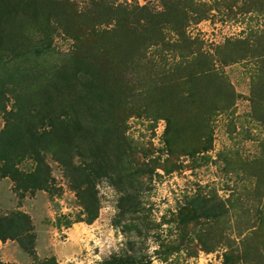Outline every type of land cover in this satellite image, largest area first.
<instances>
[{"label": "rangeland", "instance_id": "1", "mask_svg": "<svg viewBox=\"0 0 264 264\" xmlns=\"http://www.w3.org/2000/svg\"><path fill=\"white\" fill-rule=\"evenodd\" d=\"M160 1L103 0L101 11L95 8L96 0L0 2L5 35L0 133L7 126V113H17L22 103L19 115L46 114L50 122L45 135L56 130L67 139L72 128H61L56 121L71 112L45 106V90L52 80L61 85L69 67L79 69L77 42L94 37L98 29L112 28L98 26L99 20L108 19L111 7L140 3L157 10ZM221 5L214 17L192 23L190 36L200 37L204 51L230 39L248 38L255 45L254 55L264 53L256 46L259 40L264 43V0H222ZM185 56L180 51L162 56L156 49L148 50L144 70L147 75L153 70L154 79L146 86L149 76L142 69L132 73L115 54L106 61L107 76L123 71L122 91L109 94L107 104L95 105L88 118L81 115L80 130L65 142L78 153L76 172L93 174L90 190L97 194L99 207L94 223L88 222L89 213L72 183L50 155L48 191L24 190L11 177L0 178V214L22 212L31 217L41 263L100 264L116 256L128 264H264V112L255 116L252 108L260 65L248 59L220 66L221 77L195 83L206 88L196 93L201 105L195 108V103L188 104L190 88L179 78L180 83L173 81L176 73H183L179 67L166 75L157 73L160 60L170 67ZM58 75L62 76L54 79ZM216 87L222 88V98L211 95ZM210 88L212 100L205 96ZM262 98L258 101L264 102ZM209 101L219 107L228 103L229 108L208 116ZM12 159L26 175L37 165L30 157ZM101 168L104 173L99 176ZM198 195L210 200L217 217L205 218L196 210ZM0 262L37 264L12 240L0 243Z\"/></svg>", "mask_w": 264, "mask_h": 264}, {"label": "trees", "instance_id": "2", "mask_svg": "<svg viewBox=\"0 0 264 264\" xmlns=\"http://www.w3.org/2000/svg\"><path fill=\"white\" fill-rule=\"evenodd\" d=\"M4 1L7 0H0L1 3ZM215 1L217 2L213 4V2L204 0H161L157 10L149 6H141L140 3H136L135 6L130 3L124 6L111 7L108 19L99 20L98 26L112 25V28L98 29L99 32H96L94 37L79 40L74 51L76 56L79 55L77 56L79 69L69 67V74L63 77L58 75L54 78L61 77L62 81L59 80L61 85L52 80L48 89L45 90V106L51 108L52 105H55L61 110L67 109L71 112L66 113L67 118L65 120L59 118L60 122L56 121L60 123L61 128H67L68 131L72 128L71 134H67L69 137L66 139L64 136H59L60 133L56 130L48 133V136L56 140L54 143L52 138L45 135L48 130H45L44 127L48 121L50 122L48 116L40 113L34 116L32 113L29 116H24L23 113L19 115L21 103L19 108L14 111L17 113L13 114V111L7 113L9 118L7 126L0 133V178L11 177L24 190L48 191L52 179L47 161L50 155L62 167L65 177L72 183V187L77 192L85 211L89 213L88 222L92 224L96 221L99 213L98 196L91 193L90 190L93 186V174H86L85 172L78 174L76 172L80 168L75 155L78 153L74 152V149L65 142L70 139V135L77 134L75 132L77 129L80 130L77 120L80 119L81 115L88 118V114L89 116L92 115L95 105L107 104L110 101L109 94L122 91L119 77L123 75V71L120 75L111 78L110 75L107 76L104 69L106 61H110L111 54L118 55L120 63L123 66L128 64L132 73L137 74L140 69H142V73H146L144 57L148 50L156 49L162 56L167 52L180 51V53H186L187 56L183 57L179 64L177 62L170 67L166 61L160 60L157 73L166 75V72L179 67L183 73L182 75L176 73L173 81L179 83L182 81L183 85L190 88L188 104L195 103V108L197 105L199 107L201 105L198 103L196 95L199 93L197 92L203 91L205 93L206 90V88H198L196 84L200 85L215 76L221 77L220 66L236 65L244 60L254 59L260 65V69L253 81L252 108L255 114L263 113L264 102L258 100L264 95V53L254 55L255 45L248 38L244 41L230 39L227 43L216 46L213 51H204V42L200 37H192L188 33V28L192 23L197 25L214 17L213 11L222 6V0ZM253 3L254 1H252ZM104 4L103 0H96L95 8L101 11L105 7ZM231 7V4L225 6L226 9ZM2 25L0 17V57L2 56L1 51L5 50V35ZM65 27L68 28V26ZM167 31L173 34L175 38L172 37L170 40L166 34ZM256 46L257 49L264 48V43L259 40ZM75 60L77 61V59ZM152 74L153 70L148 75L146 73L149 79H144L145 86L154 79ZM176 78H179L180 81ZM211 89L213 88H210L209 93L205 94L208 99H211ZM215 89L211 93L213 98L216 96L222 98V88L216 87ZM204 93L200 94L204 95ZM254 98L257 99L254 100ZM16 104L18 106V103ZM73 104H75L74 107ZM227 104H222L219 107L214 102L209 101L206 114L208 116L216 115L220 113V110L229 108ZM64 105L66 107H63ZM74 113L75 115H73ZM255 116L260 117L258 114ZM13 155L21 158H32L37 164L35 170L28 175L18 170L13 163ZM82 170L84 171V169ZM103 170L102 168L98 170L97 175L102 176ZM209 201L208 198L198 195L195 197L194 207L196 210L202 211L203 217L210 219L217 217V215L214 206L210 205ZM78 221L85 220L83 217H79ZM36 239L37 235L33 222L28 214L22 212H15L10 215L0 214V243L8 240L16 241L34 262L50 264V261L41 263L39 260ZM230 258L228 253L224 255V259L228 263ZM0 264L6 263L0 262ZM100 264H128V262L123 258L114 256Z\"/></svg>", "mask_w": 264, "mask_h": 264}]
</instances>
